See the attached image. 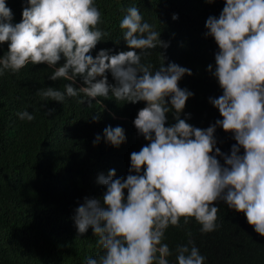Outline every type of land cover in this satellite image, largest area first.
Instances as JSON below:
<instances>
[{
	"label": "clouds",
	"instance_id": "9594fccd",
	"mask_svg": "<svg viewBox=\"0 0 264 264\" xmlns=\"http://www.w3.org/2000/svg\"><path fill=\"white\" fill-rule=\"evenodd\" d=\"M26 4L21 22L14 24L6 0H0V44H8L0 56V77L9 70L18 73L29 63H46L55 68L49 79L72 81L63 92L40 89L37 94L46 101L63 103L66 96L83 93L91 105L93 99L111 93L116 101L146 103L134 126L148 143L131 153L129 174L115 178V169L107 176L100 174L97 183L106 188L102 198L85 197L75 210L78 233L83 235L91 227L102 248L86 264H170L172 251L163 242L169 226L179 227L181 218L184 224L194 218L202 234L213 232L219 211L214 204L221 200L243 213L264 237V0H224L219 17L206 20V35L219 49L215 71L211 64L208 71L222 89V95L210 99L222 119L206 129L180 118L193 93L181 89L179 81L192 75L191 70L169 63L153 71L152 65L141 63V56L149 53L137 50L168 44L143 21L138 7L122 9L125 15L119 22L131 50L114 55L100 50L93 58L91 51L107 35L98 27L101 12L94 0H26ZM62 57L65 62L57 67ZM109 71L115 85L108 82ZM78 76L86 85L79 91L73 86ZM173 109L176 122L166 127V114ZM17 115L21 120L35 119L27 111ZM217 127L234 135L230 154L216 147ZM103 135L113 146L126 139L119 126L106 127ZM100 139L97 135L94 144ZM205 259L191 240L176 248V264H204Z\"/></svg>",
	"mask_w": 264,
	"mask_h": 264
},
{
	"label": "trees",
	"instance_id": "16d2710c",
	"mask_svg": "<svg viewBox=\"0 0 264 264\" xmlns=\"http://www.w3.org/2000/svg\"><path fill=\"white\" fill-rule=\"evenodd\" d=\"M94 4L101 12L98 27L107 35L91 51L93 58L100 50H109L110 55L131 50L119 22L125 15L122 9L136 6L143 21L153 25L160 40L168 44L167 48L137 50L149 53L141 56V63L152 65L153 71L169 63L191 70L192 75L185 74L179 81L181 89L193 93L180 118L201 129L222 119L210 103L222 95V89L208 71L210 64L215 71L219 49L214 38L206 35L205 24L210 16L219 17L224 0L211 4L205 0H94ZM6 6L13 13L12 22H21L26 0H6ZM7 50V43L0 44V56ZM64 62L62 57L56 66ZM54 71L46 63H29L18 73L9 70L0 77V264H86L88 258H97L102 253L98 237L91 227L83 235L78 233L75 210L85 197L102 198L106 188L97 183L100 174L107 176L115 169V178H126L131 153L148 143L134 126L145 102L116 101L111 93L93 99L91 105L83 93L66 96L63 103L46 101L37 94L40 89L63 92L64 85L72 83L49 79ZM105 75L115 85L111 72ZM73 86L79 91L86 85L78 76ZM49 109H54L50 115ZM24 111L35 119L21 120L17 114ZM174 113L173 109L166 114V127L176 122ZM96 115L99 120L92 118ZM108 126L122 127L125 142L119 146L106 142L103 133ZM97 135L101 139L94 144ZM214 137L216 147L230 154L236 144L233 133L217 127ZM217 159L224 165L222 157ZM214 206L219 211L218 228L213 232L202 234L194 218L188 224L181 218L179 227L169 226L163 242L172 251L170 264H176L177 246L189 240L206 257L204 264H264V237L248 224L246 216L222 200Z\"/></svg>",
	"mask_w": 264,
	"mask_h": 264
}]
</instances>
